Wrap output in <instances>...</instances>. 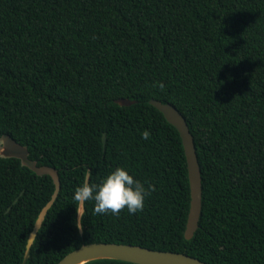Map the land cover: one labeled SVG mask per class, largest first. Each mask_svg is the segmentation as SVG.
Listing matches in <instances>:
<instances>
[{
    "label": "trees",
    "instance_id": "1",
    "mask_svg": "<svg viewBox=\"0 0 264 264\" xmlns=\"http://www.w3.org/2000/svg\"><path fill=\"white\" fill-rule=\"evenodd\" d=\"M151 99L175 106L195 141L203 203L190 241L184 146ZM6 134L58 171L61 191L28 255L55 185L0 158V264H58L101 243L264 264V0H0ZM118 166L155 186L144 210L99 215L88 201L79 221L74 189Z\"/></svg>",
    "mask_w": 264,
    "mask_h": 264
},
{
    "label": "water",
    "instance_id": "2",
    "mask_svg": "<svg viewBox=\"0 0 264 264\" xmlns=\"http://www.w3.org/2000/svg\"><path fill=\"white\" fill-rule=\"evenodd\" d=\"M115 103L121 107H130L138 102L128 99H119L116 100ZM149 105L159 111L166 121L177 129L182 139L187 160L191 193L190 209L184 237L187 241H190L194 238L195 233L199 229L203 203L202 172L198 160L195 141L191 134L187 120L175 106L155 99H151L149 101ZM103 144L104 146L106 144L105 135L103 136ZM0 158L18 159L21 161L23 167L30 169L36 175L50 176L55 185V191L51 200L41 211L35 223L34 229L30 234L34 237L32 238L31 245H29V243L27 244V254L29 255L31 247L35 243L49 210L53 207L59 197L61 191L59 173L56 169L48 166L40 167L38 162L30 159L28 147L21 145L7 134L2 136L0 139ZM86 180L89 182V176ZM83 212L84 205H80L79 221L81 220ZM99 260H116L132 264H206L199 259L185 254L161 252L140 246L104 243L84 245L78 250L68 254L58 264H88Z\"/></svg>",
    "mask_w": 264,
    "mask_h": 264
},
{
    "label": "clouds",
    "instance_id": "3",
    "mask_svg": "<svg viewBox=\"0 0 264 264\" xmlns=\"http://www.w3.org/2000/svg\"><path fill=\"white\" fill-rule=\"evenodd\" d=\"M155 86L164 88L163 83ZM141 135L147 140L150 132L145 130ZM154 191L153 184L136 178L130 168L118 166L104 175L98 183L87 180L82 182L74 189L72 198L81 206L88 201H94V211L99 215H119L123 209L134 215L144 210L146 200ZM33 237L30 235L26 239L29 245Z\"/></svg>",
    "mask_w": 264,
    "mask_h": 264
}]
</instances>
